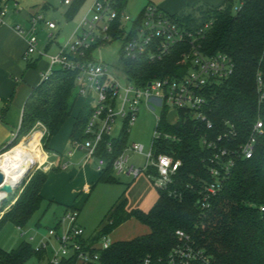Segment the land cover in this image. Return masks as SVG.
<instances>
[{"label": "trees", "instance_id": "16d2710c", "mask_svg": "<svg viewBox=\"0 0 264 264\" xmlns=\"http://www.w3.org/2000/svg\"><path fill=\"white\" fill-rule=\"evenodd\" d=\"M81 1H74L72 12ZM234 2L238 4L235 12L232 11ZM124 3L125 0L120 2V9ZM172 18L191 28L212 21L201 43L202 51L207 56L226 55L233 64L232 74L213 87L207 96L205 111L212 129L207 130L204 122L182 112L176 123L169 125L164 109L161 124L155 129L174 139L161 136L154 142V150L157 155H169L181 162L172 183L165 190L156 189L157 199L147 212L127 210V200L122 195L87 240L96 243L122 223L135 219L148 228V233L112 243L100 253L98 264H166L169 254L179 245L177 231L187 235L193 246L207 254L213 264H264V211H261L264 208V0H225L219 8L199 6ZM112 35L116 38L118 32L113 31ZM186 51V45H177L161 61L153 64L145 61L132 63L122 58L120 61L131 79L146 83L182 76L188 66L180 65L179 61ZM258 74L263 82L260 92L256 87ZM76 76L74 72L55 69L47 80L32 90L24 104L17 137L27 135L36 123H40L45 128L42 139L46 141L47 149V142L73 115L79 98ZM87 106L88 103L83 101L73 119L70 141L85 138L84 130L91 113ZM258 119L263 124V134L253 156L239 160L219 192L205 198L202 185L212 180L208 162L211 154L201 146V138H216L232 125L237 132L236 142L240 144L245 142L252 124ZM125 129L119 138H105L100 145L97 156L106 161V166L98 174V183L114 182L111 178L112 162L126 146L128 134ZM28 141L37 144L33 139ZM109 141L112 142L111 152L105 148ZM8 153L1 155L0 160ZM152 174L155 175V171ZM47 179L48 173L41 172L30 178L12 207L0 219V231L6 223L17 228L26 225L40 207L41 191ZM206 204H209L208 208ZM46 253L36 251L24 242L15 250L0 248V264H25L31 258L42 261ZM74 262L68 259L62 264Z\"/></svg>", "mask_w": 264, "mask_h": 264}, {"label": "built area", "instance_id": "2783aa9c", "mask_svg": "<svg viewBox=\"0 0 264 264\" xmlns=\"http://www.w3.org/2000/svg\"><path fill=\"white\" fill-rule=\"evenodd\" d=\"M74 1L63 0L62 4L64 7H69ZM121 1L96 0L90 9V13H93L92 18L85 17L80 23L81 33L76 35L77 39L61 45L58 52L48 58L49 68L40 78V83L47 80L55 69L74 72L77 74L75 84L78 97L84 102L94 97L95 105L90 108V117L84 130L85 138L82 141H71L72 150L66 157H71L75 151H85L87 158L94 162L98 173H101L106 166V161L97 156L100 145L105 138L115 139L111 133L116 121L122 120L125 126L133 125L142 106L150 112L159 109L160 117L157 118L156 127L160 126L165 109L166 117L169 112L176 113L173 124L182 112L183 115L194 116L195 119L204 122L206 129L211 130L212 125L207 120L205 111L208 93L217 84L227 79L233 70L231 59L226 55L207 56L202 51L201 43L212 21L209 20L191 28L149 4L132 22V28L126 34L122 22L128 23L131 19L124 14L123 9H120ZM10 5L15 13L20 11L17 3L11 4V0H0V26L6 22ZM41 24L48 31L56 29L55 23L44 21L39 13L31 15L27 28L21 25L13 27L15 33L25 36V59L37 53L42 56L37 51L36 38ZM113 31L118 32V37L125 35L121 58L123 61L132 63L145 61L153 64L161 61L173 47L186 45L188 51L182 53L179 61L180 65L188 66L186 72L182 76L138 83L131 79L120 61V71L126 78L125 84H120L119 79L109 71L108 66L94 61L91 55L88 56L90 50L113 38ZM262 85V78L258 74L256 77L258 92L261 91ZM35 128L43 130L41 137L45 134V128L40 123H36ZM262 134L263 124L258 119L252 124L243 143L237 144V132L232 125H229L216 138L206 136L201 138V146L209 150L211 154L208 162L212 180L202 185L205 198L213 197L219 192L239 160H247L253 156L255 146ZM161 136L164 139H174L170 135H161V132L155 129L151 150L145 156L146 161L142 168L129 163L128 152L143 153L142 146L132 143L130 146H125L113 160V172L128 175L133 179L139 178L145 172L155 189L165 190L172 183V178L178 172L181 162L172 156L155 153L154 142ZM12 137L14 142L17 134ZM105 148L107 152H111L112 142L106 143ZM5 149L7 147L3 150ZM47 164L51 165L49 162ZM67 166L68 163L59 167L65 169ZM152 171H155V175ZM206 207L208 208L209 204H206ZM261 211H264V208H261ZM60 226H67V230L59 234ZM176 235L179 245L169 254L166 264H213L207 254L193 246L187 235L180 231H177ZM48 236L55 239L58 245L57 249L53 250L48 264H62L68 259L75 261L74 264H98L100 253L112 244L109 235L102 236L96 243H89L87 240L89 236H85L84 230L78 225L75 209L66 212L60 218L56 228L48 230ZM34 249L46 251L45 246Z\"/></svg>", "mask_w": 264, "mask_h": 264}, {"label": "rangeland", "instance_id": "374dc122", "mask_svg": "<svg viewBox=\"0 0 264 264\" xmlns=\"http://www.w3.org/2000/svg\"><path fill=\"white\" fill-rule=\"evenodd\" d=\"M95 1L82 0L73 12L71 8L74 3L70 8H66L62 5V1H55L54 4L47 5V9H44L42 6H34L31 9L21 8L20 12L16 15L12 14L10 5L7 19L17 18L21 23H27L32 14L39 13L44 21L55 23L56 30L52 34L41 24L39 26L40 30L36 35L38 41L37 51L42 55V60L45 61L58 52L59 46L77 39L76 35L81 33V29H79L81 21L85 17L91 19L93 16V13H90V9ZM149 4L151 3L148 0H125L123 12L131 19L128 23L122 22L126 34L131 30L132 22L140 16L143 9ZM237 6V2H234L233 12H235ZM50 35L52 36L50 37ZM60 39H64L63 44H58ZM124 41L125 35L110 38L99 47L94 48L90 53L94 61L108 66L109 71L119 79L120 84H125L126 81L119 66ZM87 103V109L89 111L95 105L94 97L92 96ZM82 104V98L79 97L75 104L72 117L61 128L57 136L54 137L56 139L50 143L60 156L56 155L57 157H54V154L49 153L45 149L44 143L46 141L42 139L43 136L39 138V146L37 144L33 145L32 141H28L29 139L38 141L39 133L40 135L43 134L42 129L35 127L27 135H19L14 142L13 138H11L9 143L13 142V144L3 152H9L17 145L33 148L34 150V152L30 153L33 166L15 189V200L33 175L37 172L45 174L52 171V173L48 174V179L43 186V200L40 207L31 216L26 225L17 228L11 223H6L0 231V248L3 250H15L24 242L29 243L33 248L45 246L47 253L42 261L31 258L25 264L49 263L53 250L57 249L58 245L55 239L48 236V230L56 228L60 218L70 210L67 209L66 205L74 206L77 212L78 225L84 230L85 236L88 237L99 228L101 222L105 220L111 208L122 195L127 200V210L139 209L143 212H147L157 199L156 189L147 178L145 172L139 178L133 179L128 175L117 174L112 171L111 178L114 182L104 184L97 182L99 173L94 167L90 169L92 173L91 177L85 169L86 165L77 164L73 160L70 161L72 166H68L66 170L59 169L60 157L66 159L67 153L72 150L68 135L74 121L73 119L79 112ZM159 115V109H156L155 112H150L146 107L142 106L139 109L133 125L125 126L122 120H118L112 128L111 135L115 139L119 138L123 129L126 128L125 130L128 134L126 147L132 143L143 147L142 154L128 152L129 163L137 168H142L145 165V156L151 150L154 130L157 124V118L160 117ZM40 150L43 152L41 158ZM45 160L46 163H44ZM48 162L51 165L47 164ZM41 163L43 165H40ZM71 169L73 173H71ZM12 198L13 196H9L7 201L0 203V219L14 204L15 201H9ZM64 230H67V226H60L58 233L61 234ZM147 233L148 228L146 226L135 219H129L113 229L109 237L110 241L115 243L131 240Z\"/></svg>", "mask_w": 264, "mask_h": 264}, {"label": "crops", "instance_id": "0c3cea01", "mask_svg": "<svg viewBox=\"0 0 264 264\" xmlns=\"http://www.w3.org/2000/svg\"><path fill=\"white\" fill-rule=\"evenodd\" d=\"M55 1L63 2V0H11V4L17 3L19 10H21V8L31 9L34 6H42L44 9H47V5L54 4ZM224 1L225 0H148L151 5L170 16L187 13L199 6L219 8ZM71 6L66 8H70ZM11 12L14 15L17 14L14 11ZM15 25H21L27 28L28 21L27 23H21L17 18H8L5 24L0 26V150L11 144L9 142L10 139L13 138V135L17 134L18 136L25 101L32 90L40 83L41 76L45 74L49 68V60L43 61L38 53L25 59V36L19 35L13 31ZM55 30L49 31V33L51 34ZM62 43L58 42V44ZM40 136L39 133L38 139ZM54 137L47 142V150L51 154L59 155L58 152L54 150L53 146L50 145V143L56 139ZM36 142L39 146L38 141ZM40 151L41 158L43 152L42 150ZM72 160L77 164L86 165L85 169L89 176H92L90 169L93 167L95 168V164L87 158L85 152L75 151L72 153L71 157L66 159L60 157L59 166L68 163L70 167V165L72 166L70 163ZM40 165L43 164L41 163ZM68 166L66 168H68ZM59 169H61V167H59ZM49 173H52V171ZM71 173H73L72 169ZM66 206L68 209H75L74 206Z\"/></svg>", "mask_w": 264, "mask_h": 264}, {"label": "bare ground", "instance_id": "6f19581e", "mask_svg": "<svg viewBox=\"0 0 264 264\" xmlns=\"http://www.w3.org/2000/svg\"><path fill=\"white\" fill-rule=\"evenodd\" d=\"M10 151L0 160V172L4 176L5 184L16 187L33 166L30 153L34 152V150L26 146L17 145ZM4 197L5 195L0 191V203Z\"/></svg>", "mask_w": 264, "mask_h": 264}, {"label": "water", "instance_id": "95a60500", "mask_svg": "<svg viewBox=\"0 0 264 264\" xmlns=\"http://www.w3.org/2000/svg\"><path fill=\"white\" fill-rule=\"evenodd\" d=\"M63 42V39H60L59 40V43H62ZM176 119V113L174 111L172 112H169L167 117H166V121L168 124H173L174 121ZM17 188L16 187H11L10 185L8 184H5L4 182V176L3 174L0 172V191L5 195V197L3 198V200L1 201L2 203L4 201H7L8 197L9 196H13L12 200H9V201H12L14 202L15 201V189Z\"/></svg>", "mask_w": 264, "mask_h": 264}]
</instances>
